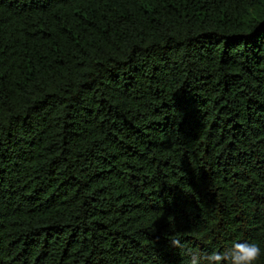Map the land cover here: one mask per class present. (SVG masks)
Segmentation results:
<instances>
[{
	"label": "trees",
	"instance_id": "1",
	"mask_svg": "<svg viewBox=\"0 0 264 264\" xmlns=\"http://www.w3.org/2000/svg\"><path fill=\"white\" fill-rule=\"evenodd\" d=\"M252 241L264 0H0V264H210Z\"/></svg>",
	"mask_w": 264,
	"mask_h": 264
},
{
	"label": "clouds",
	"instance_id": "2",
	"mask_svg": "<svg viewBox=\"0 0 264 264\" xmlns=\"http://www.w3.org/2000/svg\"><path fill=\"white\" fill-rule=\"evenodd\" d=\"M174 244L177 242H173ZM262 249L258 242H237L223 253H212L207 257L210 264H256L262 256ZM192 264H197V258H193Z\"/></svg>",
	"mask_w": 264,
	"mask_h": 264
}]
</instances>
